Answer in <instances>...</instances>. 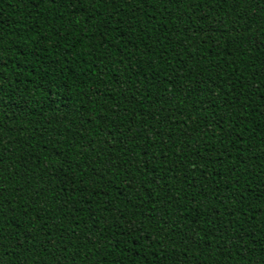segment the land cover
I'll list each match as a JSON object with an SVG mask.
<instances>
[{"label":"trees","instance_id":"1","mask_svg":"<svg viewBox=\"0 0 264 264\" xmlns=\"http://www.w3.org/2000/svg\"><path fill=\"white\" fill-rule=\"evenodd\" d=\"M0 264H264V0H0Z\"/></svg>","mask_w":264,"mask_h":264}]
</instances>
